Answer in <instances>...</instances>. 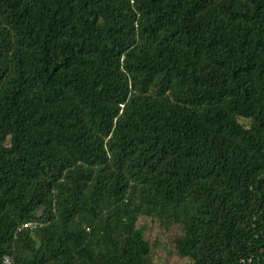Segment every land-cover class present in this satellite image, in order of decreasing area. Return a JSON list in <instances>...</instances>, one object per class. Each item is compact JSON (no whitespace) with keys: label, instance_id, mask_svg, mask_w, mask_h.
Here are the masks:
<instances>
[{"label":"trees","instance_id":"1","mask_svg":"<svg viewBox=\"0 0 264 264\" xmlns=\"http://www.w3.org/2000/svg\"><path fill=\"white\" fill-rule=\"evenodd\" d=\"M264 264V0H0V264Z\"/></svg>","mask_w":264,"mask_h":264},{"label":"rangeland","instance_id":"2","mask_svg":"<svg viewBox=\"0 0 264 264\" xmlns=\"http://www.w3.org/2000/svg\"><path fill=\"white\" fill-rule=\"evenodd\" d=\"M148 225L145 234L151 240L152 254L159 261L164 264H192L190 259L181 258L174 251V234L169 232H162L156 225L149 220L143 221Z\"/></svg>","mask_w":264,"mask_h":264},{"label":"built area","instance_id":"3","mask_svg":"<svg viewBox=\"0 0 264 264\" xmlns=\"http://www.w3.org/2000/svg\"><path fill=\"white\" fill-rule=\"evenodd\" d=\"M10 262V258L9 257H6V259H5V264L6 263H9Z\"/></svg>","mask_w":264,"mask_h":264}]
</instances>
